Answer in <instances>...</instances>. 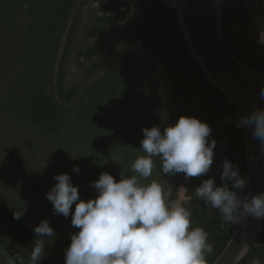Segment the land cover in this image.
Returning a JSON list of instances; mask_svg holds the SVG:
<instances>
[{
  "label": "trees",
  "instance_id": "16d2710c",
  "mask_svg": "<svg viewBox=\"0 0 264 264\" xmlns=\"http://www.w3.org/2000/svg\"><path fill=\"white\" fill-rule=\"evenodd\" d=\"M79 1L0 0L8 6L16 5L31 34L23 57L26 66L19 71L22 78L11 92L2 78L4 72L16 71L12 67L0 68V264H9V260L13 264H20V260L28 264L35 240L36 214H41L40 222L48 219L55 233L52 243L44 238L46 255L40 264H65L70 237L79 229L71 225V211L67 218L57 215L46 199L56 183L55 175L68 174L84 201L96 197V190L89 185L101 173L107 172L116 179L104 151L97 148V139L94 141L93 135L92 141L87 142L78 135L66 139L69 129H87L103 119L108 120L114 139L123 144L124 179L134 174L130 171L131 165L144 155L140 150L142 129L160 126L163 132L181 116L194 117L209 125L210 139L216 141L209 173L188 180H184L182 173L164 175L160 172V159L156 157L153 158L156 167L149 179L162 185L173 184V197L178 186L194 191L208 178H214L219 186L224 159L238 166L241 178H246L243 127H236L239 118H222L233 114V107L216 88L204 82L201 69L185 57L188 49L179 32L176 13L157 0H144L139 19L141 32L130 29L135 27L134 19H127L120 26L117 20L124 19H99V24L87 32L90 44L82 45L74 58L82 65V61L91 62L121 39H141L150 59L164 66L168 84L163 93L155 92L156 81L149 77L147 69L125 55L116 57L117 66L108 67L83 86L63 89L60 71L66 58L63 45L72 33L70 24ZM220 9L224 12L222 34L232 54L242 64L264 74V45L257 41L256 26L264 23V0H221ZM11 57L0 53L2 63L12 62ZM161 112L166 118L161 117ZM73 148L84 149L86 155L69 157ZM77 166L79 173L73 171ZM23 205L27 212L21 219H14V211ZM191 211L192 226L204 228L214 245L213 252L206 257L211 264L237 225L221 230L220 215L215 209L205 208L203 201L194 200ZM258 242L263 246L249 251L238 264H251L256 258L264 261V221Z\"/></svg>",
  "mask_w": 264,
  "mask_h": 264
},
{
  "label": "clouds",
  "instance_id": "9594fccd",
  "mask_svg": "<svg viewBox=\"0 0 264 264\" xmlns=\"http://www.w3.org/2000/svg\"><path fill=\"white\" fill-rule=\"evenodd\" d=\"M258 43L264 44V37H258ZM259 98L264 101V86L260 88ZM160 115L166 118L165 113ZM236 127L248 128L264 151V107L254 104L252 111L237 121ZM142 133L140 150L144 155L131 165L134 174L117 181L111 174L101 173L89 185L96 190L94 199L81 200L78 186L73 185L68 174L53 177L56 183L46 199L57 215L67 218L71 211V225L79 229L70 237L65 264H208L206 257L213 252L214 245L204 228L192 226L194 200L216 210L221 230L241 224L247 216L264 219V192L242 196L248 181L241 178L238 166L228 159L222 162L219 186L214 178H208L194 191L179 186L173 197L160 182L149 179L156 167L153 159L156 157L164 175L182 173L188 180L209 173L216 141L210 139L212 129L207 123L181 116L163 132L160 126H153L142 129ZM73 171L79 173L80 169L77 166ZM27 210L23 205L14 211L13 218L21 219ZM33 232L30 264H40L46 255L44 238L52 243L55 233L48 219L35 226ZM247 250L245 245L240 255ZM9 264L13 261L9 260ZM251 264H264V261L256 258Z\"/></svg>",
  "mask_w": 264,
  "mask_h": 264
},
{
  "label": "water",
  "instance_id": "95a60500",
  "mask_svg": "<svg viewBox=\"0 0 264 264\" xmlns=\"http://www.w3.org/2000/svg\"><path fill=\"white\" fill-rule=\"evenodd\" d=\"M157 1L176 13L179 32L188 49L185 57L201 69L204 82L216 88L226 103L233 107L234 113L222 118L240 119L252 111L254 104L264 107V101L259 98L264 74L242 64L225 43L221 27V15L224 13L220 9L221 0ZM241 136L248 181L245 194L256 195L264 192V151L248 128L243 127ZM263 221L245 217L244 222L232 230L229 240L211 264H238L249 251L259 248L256 244L263 246L258 242ZM245 245L248 250L241 256Z\"/></svg>",
  "mask_w": 264,
  "mask_h": 264
},
{
  "label": "rangeland",
  "instance_id": "374dc122",
  "mask_svg": "<svg viewBox=\"0 0 264 264\" xmlns=\"http://www.w3.org/2000/svg\"><path fill=\"white\" fill-rule=\"evenodd\" d=\"M90 4L91 0L79 1L70 24L72 33L68 38H66L63 45V50L66 48V58L63 64L60 63L61 57L58 61V65L61 64V84L63 89L67 90L70 88H79L83 86L89 80H92V78L104 73L108 67L117 66L118 59H116V57L125 55L145 67L148 71L149 77L156 81L155 92L159 94L163 93L166 88L164 83V75L158 65H154L148 61L146 55L140 52L138 42L120 43L113 50H105L100 56H95L89 63H84L83 61L82 65L76 63L74 58L75 53L82 50V43L86 41L83 34H81L83 23L80 21L81 19H79V17L82 14V11H84V6ZM23 17L24 16H22L18 11L16 5L11 4L8 6L6 3H0V53L12 56V62L10 63H2V60L0 59V68L5 66V68L9 69L12 67L16 71L12 73L10 70L4 72V78L2 79L3 82L8 84L6 87L9 92H11L15 86L19 85V81L22 78V73L19 71L24 66H26L25 64L23 65V63H25V59L23 57H26L27 43L31 40V34L28 32L27 28V21L23 19ZM256 26L259 31L258 37H264V23H257ZM126 44L136 45L139 49V52L124 51L120 49V47ZM110 124L111 123L108 120L103 119L94 127H88L87 129L81 128L79 130L69 129L65 133V136L67 139L70 136H74L75 138V136L78 135L83 141L87 142L93 135V140L95 141L97 139L98 141L97 148H101L104 151L103 154L105 155L106 160L110 163L111 169L117 181H119L122 179V159L124 158L123 144L114 139V133L109 129ZM90 128H94V131H92ZM62 137L63 135H61V137L57 138L56 140L59 141ZM73 149L74 151L70 153L71 155H69L71 158H74L77 155H86L84 154V149ZM76 150L78 152H76ZM172 185L173 184L171 183L163 184V187L165 191H171ZM40 219L41 214H36L35 220L37 226L40 223ZM28 264H30V255Z\"/></svg>",
  "mask_w": 264,
  "mask_h": 264
},
{
  "label": "flooded vegetation",
  "instance_id": "af4514ba",
  "mask_svg": "<svg viewBox=\"0 0 264 264\" xmlns=\"http://www.w3.org/2000/svg\"><path fill=\"white\" fill-rule=\"evenodd\" d=\"M145 6L144 0H137L135 2H132V0H91L90 5L84 6V11H82V14L80 15L79 19L82 21V29L81 34H83L84 38L87 35V32L91 31L94 27H96L99 24V19H124L123 21L117 20V23L120 25H123L125 20L127 19H134L132 20V23L135 25V27L130 28L132 31L141 32V23L139 22L141 19V11L142 8ZM119 21V22H118ZM143 31V30H142ZM87 35L86 41L82 43V45H89V39ZM258 41V40H257ZM123 42H138V46L140 49V52L144 55H146L148 61L153 63L154 65H158L161 72L164 75V83L165 87H167V77L166 72L164 70V66L161 63L153 62L148 52L146 51L144 47V43L141 39H136L134 37H130L129 39H121L117 43L108 46L103 50H113L117 45ZM82 46V47H83ZM139 49L137 52H139ZM102 52V53H103ZM124 56V55H122Z\"/></svg>",
  "mask_w": 264,
  "mask_h": 264
},
{
  "label": "bare ground",
  "instance_id": "6f19581e",
  "mask_svg": "<svg viewBox=\"0 0 264 264\" xmlns=\"http://www.w3.org/2000/svg\"><path fill=\"white\" fill-rule=\"evenodd\" d=\"M120 49H122V50H124V51L137 52L138 47H137L136 45L126 44V45L120 47Z\"/></svg>",
  "mask_w": 264,
  "mask_h": 264
}]
</instances>
